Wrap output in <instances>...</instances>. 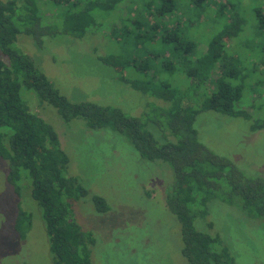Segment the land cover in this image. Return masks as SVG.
Instances as JSON below:
<instances>
[{"label": "trees", "instance_id": "obj_1", "mask_svg": "<svg viewBox=\"0 0 264 264\" xmlns=\"http://www.w3.org/2000/svg\"><path fill=\"white\" fill-rule=\"evenodd\" d=\"M129 1L123 16L119 6L125 0H0V158L8 163V182L18 195L22 172L27 173L31 197L42 211L53 264H92L95 238L71 217L67 201L85 197L87 191L66 175L68 157L58 136L23 102V85L40 103L55 108L63 121L81 117L89 129L117 130L143 159L167 162L176 178L165 204L180 224L186 263L235 264L220 237L197 230L194 220L206 217L207 203L222 183L229 188L225 200L239 196L249 215L264 219V179L247 178L228 159L213 155L198 141L194 122L203 111L249 117L239 104L247 77L244 59L227 48L242 33L246 20L231 0ZM255 13V35L261 38L264 12L255 9ZM202 24L209 36L201 41L196 30ZM91 32L103 33L118 49L99 56L103 64L118 73L124 62L144 76L131 79L118 74L119 82L165 101L166 106L153 107L155 118L68 101L14 46L19 33L33 37L41 47L44 37L81 40ZM259 55L264 64V42ZM177 70L188 81L185 90L166 78ZM148 126L156 135L162 133L155 138ZM91 199L98 211L109 210L102 197ZM30 225L31 215L17 211L14 227L22 238ZM207 225L211 227L210 222Z\"/></svg>", "mask_w": 264, "mask_h": 264}, {"label": "rangeland", "instance_id": "obj_2", "mask_svg": "<svg viewBox=\"0 0 264 264\" xmlns=\"http://www.w3.org/2000/svg\"><path fill=\"white\" fill-rule=\"evenodd\" d=\"M231 1L246 20L242 33L227 48L244 59L247 77L239 104L249 117L203 111L194 127L198 141L213 155L228 159L247 178L264 179V127L253 128L264 125V64L259 58L264 33L261 38L255 35V9L264 12V0ZM129 2L125 0L119 6L123 16ZM206 30L202 24L196 37L201 41L207 38ZM14 46L29 56L59 94L72 103L110 106L141 119L148 114L155 118L153 107L167 105L117 80L118 74L143 79L139 71L122 62L117 73L98 59L118 50L103 33L91 32L81 40L65 35L44 37L41 47L33 37L19 33ZM200 47L203 49L204 44ZM166 78L182 90L188 84L179 70ZM20 96L31 112L55 130L59 146L68 157L66 175L76 178L87 191L85 197L67 201L71 217L95 238L90 248L92 264H187L181 254L180 224L165 204L176 178L172 167L162 160L140 157L117 130L89 129L81 117L63 121L55 108L40 103L23 85ZM150 130L155 138L162 133L156 135ZM7 174L8 163L0 158V264H53L42 211L31 197L27 173L22 172L18 195ZM228 191L222 183L207 203L206 217H197L194 226L218 235L235 264H264V219L249 215L239 196L225 200ZM94 195L104 199L108 211L97 210L91 199ZM19 210L31 215L30 228L23 238L14 227Z\"/></svg>", "mask_w": 264, "mask_h": 264}]
</instances>
